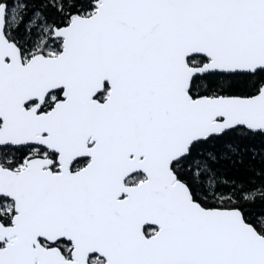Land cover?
Returning a JSON list of instances; mask_svg holds the SVG:
<instances>
[{
	"label": "snow or ice",
	"instance_id": "6c2138e0",
	"mask_svg": "<svg viewBox=\"0 0 264 264\" xmlns=\"http://www.w3.org/2000/svg\"><path fill=\"white\" fill-rule=\"evenodd\" d=\"M0 264H264V0H0Z\"/></svg>",
	"mask_w": 264,
	"mask_h": 264
}]
</instances>
